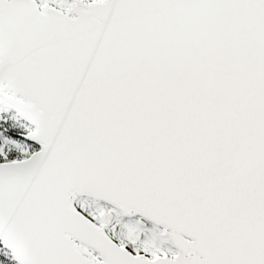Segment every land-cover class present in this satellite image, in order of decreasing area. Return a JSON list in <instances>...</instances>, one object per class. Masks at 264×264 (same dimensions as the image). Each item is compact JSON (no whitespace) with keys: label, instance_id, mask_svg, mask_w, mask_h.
Listing matches in <instances>:
<instances>
[{"label":"snow or ice","instance_id":"snow-or-ice-1","mask_svg":"<svg viewBox=\"0 0 264 264\" xmlns=\"http://www.w3.org/2000/svg\"><path fill=\"white\" fill-rule=\"evenodd\" d=\"M0 264H264V0H0Z\"/></svg>","mask_w":264,"mask_h":264}]
</instances>
